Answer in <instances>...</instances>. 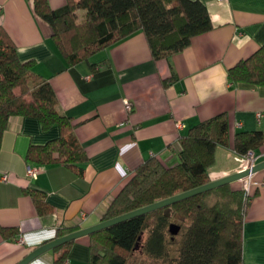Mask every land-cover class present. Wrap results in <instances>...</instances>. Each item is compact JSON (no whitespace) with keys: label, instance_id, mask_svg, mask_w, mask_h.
<instances>
[{"label":"crops","instance_id":"obj_1","mask_svg":"<svg viewBox=\"0 0 264 264\" xmlns=\"http://www.w3.org/2000/svg\"><path fill=\"white\" fill-rule=\"evenodd\" d=\"M48 1L52 7L64 3ZM200 1L212 27L168 57L153 59L143 33L135 32L69 65L30 0H0V25L19 58L33 59V68L50 82L58 111L71 118L70 135L87 155L81 172L55 163L37 165L36 176H28V145L56 137L59 129L43 130L32 116L10 119L0 142V227L17 233L6 238L0 230V264H15L52 239L59 224L83 227L101 220L138 164L150 156L175 162L179 135L214 114L226 115L228 146L217 147L210 174L214 178L239 168L240 157L229 146L236 131L264 130V85L232 82L227 70L264 43V0ZM255 154L257 161L264 159V147ZM261 178L264 169L236 182L245 181L252 190ZM26 187L42 191L45 212H37ZM81 212L87 214L82 221ZM88 241V235L74 239L63 264H89ZM60 251L49 248L27 264H51ZM242 264H264V187L243 218Z\"/></svg>","mask_w":264,"mask_h":264},{"label":"trees","instance_id":"obj_2","mask_svg":"<svg viewBox=\"0 0 264 264\" xmlns=\"http://www.w3.org/2000/svg\"><path fill=\"white\" fill-rule=\"evenodd\" d=\"M30 1L69 65L135 32L143 33L153 59L168 57L212 27L208 9L200 0H64L57 7L48 0ZM227 77L232 82L264 85V43L229 67ZM56 103L50 82L33 68V59L19 58L13 39L0 25V142L12 117H35L41 129L57 126L59 133L43 143L29 144L28 163H60L81 172L86 152L70 135L71 118L59 112ZM227 138L224 112L191 125L178 137L177 160L167 163L150 156L138 164L101 219L209 181L216 149L228 146ZM229 147L239 157L248 150L255 154L264 147V130L236 131ZM236 181L87 234L89 264H242L243 218L260 186L247 190L235 187ZM24 191L38 213L46 211L42 191L29 187ZM170 223L179 225L176 234L169 232ZM80 226L59 224L53 238ZM0 230L6 238L17 233L11 227ZM73 240L55 247L61 251L51 264H63Z\"/></svg>","mask_w":264,"mask_h":264},{"label":"water","instance_id":"obj_3","mask_svg":"<svg viewBox=\"0 0 264 264\" xmlns=\"http://www.w3.org/2000/svg\"><path fill=\"white\" fill-rule=\"evenodd\" d=\"M264 169V159L255 162L253 165H251L249 168H241L237 169L231 173H228L226 175L214 177L210 179L209 181L200 184L198 186L179 191L177 193H174L172 195H169L167 197L155 200L153 202L147 203L145 205L139 206L137 208L128 210L126 212H123L118 215H114L112 217H108L106 219H101L96 223H93L91 225L79 227L75 230H71L63 235L57 236L55 238H52L48 241H45L44 243L34 247L31 249L28 253H26L19 261H17L15 264H27L31 259L42 253L43 251H46L49 248L56 247L64 242H67L69 240L76 239L80 236L87 235L90 233H93L95 231L101 230L103 228H106L108 226H111L113 224H116L118 222L130 219L132 217L142 215L145 213H148L150 211L168 206L174 202L180 201L182 199H185L187 197L193 196L195 194L213 189L215 187H218L220 185L230 183L245 177H249L251 174ZM179 230V225L175 223L169 224V232L171 234H176Z\"/></svg>","mask_w":264,"mask_h":264},{"label":"built area","instance_id":"obj_4","mask_svg":"<svg viewBox=\"0 0 264 264\" xmlns=\"http://www.w3.org/2000/svg\"><path fill=\"white\" fill-rule=\"evenodd\" d=\"M125 107L127 110L131 109V105L129 101H125ZM239 161H240V167L238 169L247 168V167L249 168L251 165L257 162V156L254 154L252 150H248L242 157L239 158ZM38 172H39L38 166L30 165V164L26 165V174L28 176H35ZM1 179L6 180V174H3L1 176ZM256 182H258L262 187H264V178H261L255 181L254 183L256 184ZM248 188H250L249 185H246L247 190ZM86 216L87 214L85 212H81L80 220L82 221L83 219H85Z\"/></svg>","mask_w":264,"mask_h":264},{"label":"rangeland","instance_id":"obj_5","mask_svg":"<svg viewBox=\"0 0 264 264\" xmlns=\"http://www.w3.org/2000/svg\"><path fill=\"white\" fill-rule=\"evenodd\" d=\"M130 105H131V108H132V104L130 103ZM178 126L180 125V123H178L177 124ZM239 167H240V161H239ZM213 178V177H212ZM241 182V181H240ZM236 183H239V182H236ZM244 183H245V181H244ZM244 183H239V184H233V185H236L235 187H242V186H244L245 184ZM256 184L257 185H259L260 186V188H262V186L258 183V182H256ZM245 189H246V186L244 187ZM249 190H250V188H248Z\"/></svg>","mask_w":264,"mask_h":264},{"label":"clouds","instance_id":"obj_6","mask_svg":"<svg viewBox=\"0 0 264 264\" xmlns=\"http://www.w3.org/2000/svg\"><path fill=\"white\" fill-rule=\"evenodd\" d=\"M49 235H52V233H49Z\"/></svg>","mask_w":264,"mask_h":264}]
</instances>
